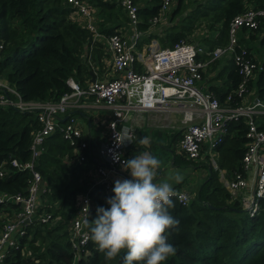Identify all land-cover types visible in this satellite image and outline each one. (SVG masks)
I'll return each mask as SVG.
<instances>
[{
  "label": "trees",
  "instance_id": "obj_1",
  "mask_svg": "<svg viewBox=\"0 0 264 264\" xmlns=\"http://www.w3.org/2000/svg\"><path fill=\"white\" fill-rule=\"evenodd\" d=\"M87 1L96 7L98 31L107 34L124 26L123 20L126 23L124 11L114 0ZM181 1L176 0V5ZM159 2L144 0L143 5L138 7V28L148 25L147 19L157 12ZM257 2L264 5L263 0ZM206 5L213 9L219 7L216 19L221 21L219 29L223 35L229 18L241 9L242 0H208ZM72 10L65 0H0V41L3 44L0 76L22 99H57L69 90L65 82L68 76L84 85L89 67L80 52L88 41L89 32L78 21L68 18ZM199 13L205 12L200 10ZM190 27V22L184 23L182 30L188 31ZM261 30L258 44L264 45L262 23L249 36L254 38V33ZM221 35L214 40L215 43L223 40ZM182 36L183 31H168L162 41L170 46ZM253 47L257 53V45L246 48L258 62L252 52ZM227 79L226 86L210 85L220 100L238 80L233 66ZM247 87L253 88L256 96L264 97V59L258 62V69ZM38 126L35 111L0 104V163L3 162L5 169L0 175V189L25 191L29 171L13 168L8 160L10 157L19 160L29 157L31 132ZM260 126H264V122ZM244 130L245 124L241 119L230 120L224 138L216 145L225 155L231 171L240 165L247 141ZM227 141L230 143L228 146L225 144ZM70 150L67 140L54 130L45 136L34 161V168L39 171L44 186L38 195L37 209L50 211L52 215L60 214L61 220L53 226H44L47 222L25 225V234L20 236L19 244L8 248L0 264H124L126 250L112 260L106 259L105 253L100 252L91 239L87 226L89 238L81 253L73 256L66 227L73 212L75 194L89 186L84 175V163L90 157L87 156L80 164H68L62 156L65 153L72 155ZM214 174L199 185L196 194L187 203L182 204L173 198L175 207L169 211L180 223L178 228L169 229L168 243L175 247L176 252L163 264H264V198L259 199L258 208L251 213L243 208L239 198H230L220 183L212 185ZM88 194L92 204L89 212L91 221L96 218L98 207L108 208L110 205L106 203L108 194L104 192L102 183L94 184ZM35 236L45 239L42 250L23 256L20 253L22 244L26 240H34ZM32 258L38 261L34 262ZM139 264H146V261Z\"/></svg>",
  "mask_w": 264,
  "mask_h": 264
},
{
  "label": "built area",
  "instance_id": "obj_2",
  "mask_svg": "<svg viewBox=\"0 0 264 264\" xmlns=\"http://www.w3.org/2000/svg\"><path fill=\"white\" fill-rule=\"evenodd\" d=\"M65 1L73 8L69 16L72 15V18L87 28L92 38H104L112 75L87 80L84 85L68 76L65 82L69 90L63 92L57 99L45 100L22 99L0 76V104L35 111L39 123L31 132L29 157L25 160L10 157L8 160L9 165L17 170L27 169L30 177L24 192L0 189V262L8 248L19 244L20 236L25 234V225L48 222L53 218L50 211L37 209L38 195L43 190V183L39 171L34 168V161L42 148L45 136L54 130L60 132L72 149V155L67 158L70 162H81L87 156L93 158L89 154V145L82 135L81 127L70 112L72 108L84 105L82 97H89L92 106L109 109L106 135L97 146L93 162L96 181L102 182L108 191L111 189L106 180L108 173L115 171L117 165H123V161L128 157V149L136 138L135 129L126 122V116L130 111L146 109L182 111L184 125L178 148L181 154L190 160L199 156L204 142L213 150L226 133L227 123L230 120L241 119L245 124L244 135L247 141L239 167L231 171L229 178L224 180V185L230 198L239 197L243 208L254 212L259 206V199L264 198V126H260L264 122V97L247 98L249 91L247 84L258 69V62L238 38L242 32L245 33L246 30L252 32L261 23L264 25V5H260L257 0H242L241 9L227 21L224 42L213 47H204L191 40L179 38L170 46L148 48L142 56L135 47L140 35L137 28L139 21L137 9L140 4L136 0H114L127 17V25L132 31L129 39L124 37L120 28L107 34L98 31L96 7L87 0ZM170 2L171 0H160L157 12L149 17L148 23L153 24L165 19ZM2 47L0 41V56ZM221 56L231 58L238 76L235 86L222 100L210 91L201 89L199 84L209 63ZM135 59L142 61L141 70L134 68ZM63 114L65 117L60 119L58 116ZM124 128L132 130L133 141H126L118 146L115 134ZM250 163L255 165L251 182L243 174ZM4 170L1 162L0 175ZM251 188L254 193L252 200ZM88 190L89 188L75 194L73 212L66 227L73 256L81 253L89 238L84 224L85 218L89 216V206H92ZM175 191L177 195L174 198L182 204L188 202L190 198L188 191L184 189Z\"/></svg>",
  "mask_w": 264,
  "mask_h": 264
},
{
  "label": "crops",
  "instance_id": "obj_3",
  "mask_svg": "<svg viewBox=\"0 0 264 264\" xmlns=\"http://www.w3.org/2000/svg\"><path fill=\"white\" fill-rule=\"evenodd\" d=\"M137 2L140 4V6H142L144 3V1L142 0ZM170 7L165 13V19L153 24L148 23L145 28H138L137 26L138 30L140 31V35L137 38L135 47L140 55L144 56L148 48L155 49L167 46L168 44L162 41V37L166 32L174 30L183 31L182 38L191 40L204 47H213L224 42L226 38L225 31L223 35H221L220 30H213L212 28H208L202 25V27L197 32H195L196 28H192L191 23L190 30H182V25L184 23H187V18L184 17L185 20H180L181 16H178V20H171L173 11L172 9L174 6L172 8ZM68 18L75 20V18H72V15L71 17L68 15ZM123 22L124 26H119V28L122 30L124 37L126 39H129L132 35V31L130 29V26L127 25V22L125 23L124 20ZM259 32L262 34V30ZM220 35L222 36L223 40L215 43L214 40L217 39ZM243 37L244 33L242 32L238 38L239 42L244 44L246 47H250V45L246 44V42L243 40ZM101 38L102 37H95L91 39L98 41L101 40ZM102 40L105 44L104 38H102ZM211 43H213L212 46H210ZM254 49L256 50L255 47H253V50L251 49L252 52L254 51ZM107 53L108 57L104 59L102 63L103 67H99L98 65H91L88 63L89 68L87 77L84 79L85 82L90 79L91 74L94 78H105L106 76L112 75V71L109 67V52L107 51ZM254 56L257 58V53H255V51ZM83 59L85 60L84 56ZM133 66L136 70H141L143 66L142 61H140L139 59H135ZM232 66L233 64L229 56H221L220 58L215 59L212 63L210 62L203 72L202 79L199 81L201 89L208 90L218 97V94L214 93V91L210 88V85L213 84L219 87L226 86L229 81L227 79L228 73ZM210 71H213V73H209ZM254 96H256L254 89L249 88L247 98L250 99ZM81 99L82 102H84V105L72 108L70 112L74 115L78 125L81 127L82 135L87 140L90 153L93 156V158H89V160L85 161L84 163V175L88 183L91 184L90 186H88V188L90 189L94 184L102 183L96 181L97 177L93 171V162L94 157H96L97 146L105 138L106 135V119L109 114V109L106 107L92 106L90 104L89 97H82ZM58 117L60 119H63L65 117V114ZM195 119L196 118H194V120ZM126 122L128 124H131L136 131V138L128 149L127 160L134 158L137 152L142 149V145L139 144L138 141L140 138H143V136L150 137V146L154 145L155 142H158L161 147H165V149L167 148L166 150L169 153L168 156H166V158L161 161L160 168L158 169L157 182L167 181L173 185L174 189H184L188 191L190 197H192L196 194L199 185L202 184L205 179H209L212 173L215 172V179L212 181V185L215 184L214 182H218L225 188L224 180L229 178L231 172L226 169L225 163L227 161L225 155L221 154L224 159L223 161L219 160V164H217L216 160L214 161V155H219L221 149H218L215 146L212 150L211 148H208L207 143L204 142L201 145L200 154L196 159L190 160L183 154H181L178 148V141L181 135V129L184 125V122L182 121V111L177 109L169 111L157 109H146L138 112L130 111L126 116ZM225 143H227V146L230 145L228 141ZM150 146L145 147L149 149ZM70 152L72 153V149L70 150ZM68 156L69 155L65 153L62 156V160L68 164H80V162L68 161ZM221 162H223V164H221ZM254 171L255 165L253 163H250L248 167L243 171L244 176L249 182L252 181ZM174 172H179L183 176L182 182L176 183L174 180L170 179L171 174H173ZM117 179H132L130 172L124 170L123 165H117L115 167V171H111L108 173L106 180L111 186L110 191L106 190L105 185H103L104 192L108 194V198L114 196V192L112 190L114 188V182Z\"/></svg>",
  "mask_w": 264,
  "mask_h": 264
},
{
  "label": "clouds",
  "instance_id": "obj_4",
  "mask_svg": "<svg viewBox=\"0 0 264 264\" xmlns=\"http://www.w3.org/2000/svg\"><path fill=\"white\" fill-rule=\"evenodd\" d=\"M115 139L118 146L132 142L133 132L124 128L115 134ZM138 143L147 147L151 139L143 136ZM160 165L161 161L149 151L123 161L132 179L115 180L114 196L106 199L110 207H98L94 220L85 218L91 239L106 259L112 260L126 250L124 264H163L175 254V247L168 243V232L180 223L169 211L175 207L173 198L177 193L171 183L157 182ZM170 179L180 183L183 176L174 172Z\"/></svg>",
  "mask_w": 264,
  "mask_h": 264
},
{
  "label": "rangeland",
  "instance_id": "obj_5",
  "mask_svg": "<svg viewBox=\"0 0 264 264\" xmlns=\"http://www.w3.org/2000/svg\"><path fill=\"white\" fill-rule=\"evenodd\" d=\"M144 1V0H142ZM208 0H182L179 5H176V0H171L169 7L172 8L173 6V13H172V19L171 20H178V16L180 17V20H185L184 17L187 18L186 22H190L192 24V28H196L197 32L202 25L206 26L208 28H212L213 30H220V24L221 21L216 19V13L219 12V7L216 8H209L207 7L206 3ZM216 3V1H214ZM222 4V3H221ZM190 9V10H189ZM204 11L205 13H199V11ZM167 11V10H166ZM186 12V13H185ZM166 13V12H165ZM167 16V15H166ZM222 26V24H221ZM98 29V28H97ZM89 32V38L86 44L82 47L81 49V56L85 58L86 63H89L91 65H98L99 67H103V61L108 57V53L105 47V44L101 38V40L95 41L92 40V34L90 31ZM250 30H246L244 33L243 40L246 42L248 45H257L258 51L257 52V59L258 62L261 61V59H264V56L262 55V52L264 50V45L258 44V39L261 33L259 31L254 33V38L250 37ZM259 53V56H258ZM261 57V58H260ZM209 69V68H208ZM209 73H213V71H210ZM227 132V131H226ZM224 137V136H223ZM223 139V138H222ZM227 144V143H225ZM167 149V148H166ZM165 149V147H161L158 142H155L154 145H151L148 148L142 145V149H140L137 154H140L144 151H149L154 157L159 159L160 161H163L166 156H168V151ZM201 150V149H200ZM136 154V155H137ZM223 152L220 150L219 155H214V161L216 160L217 164H219V160L224 159V157L221 156ZM207 160V159H205ZM223 164V162H221ZM215 165V163H214ZM212 165V166H214ZM226 169L231 171L229 168L228 163H225ZM225 173V172H224ZM228 177V176H227ZM239 198V197H236ZM61 215L60 214H55L53 215V218L49 220L47 223H45L44 226H53L61 220ZM68 224V223H67ZM29 237V235H28ZM45 244V239H42L41 237L35 236L34 240L32 241H24V243L21 246L20 253L23 256H31L34 253H38L39 251L42 250L43 245ZM34 262H37L38 259L32 258Z\"/></svg>",
  "mask_w": 264,
  "mask_h": 264
},
{
  "label": "water",
  "instance_id": "obj_6",
  "mask_svg": "<svg viewBox=\"0 0 264 264\" xmlns=\"http://www.w3.org/2000/svg\"><path fill=\"white\" fill-rule=\"evenodd\" d=\"M93 79H94V77H93V75L91 74L89 80H93ZM252 187H253V186H252ZM250 196H251V200H252L253 197H254L253 188H251ZM89 207L91 208V206H89Z\"/></svg>",
  "mask_w": 264,
  "mask_h": 264
}]
</instances>
